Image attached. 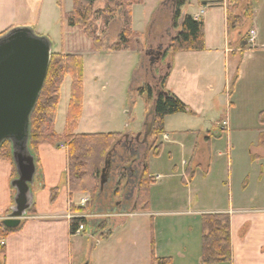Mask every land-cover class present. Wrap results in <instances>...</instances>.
Segmentation results:
<instances>
[{
  "label": "crops",
  "instance_id": "obj_1",
  "mask_svg": "<svg viewBox=\"0 0 264 264\" xmlns=\"http://www.w3.org/2000/svg\"><path fill=\"white\" fill-rule=\"evenodd\" d=\"M230 1L186 0V4L181 8L182 16L190 15L194 20L197 16V20L203 22V51L173 54L169 50L170 42L180 31L181 26L180 22L176 27L173 26L171 0H161L160 5L161 15L162 13L167 15L161 26V44L157 46V48L161 46L160 60L154 65L150 62L148 69L144 70L143 49L132 48L123 51L128 57L137 59L131 68L132 94L143 84H148L149 72L158 71L156 76L153 73L151 81L156 82L161 77H166L165 91L178 98L194 116L204 113L224 115L226 119L224 121L228 124L227 131L220 129L219 133L214 132V137L216 136L214 139L207 130L202 131L201 128L173 130L169 127L171 119H164V134L162 138H157L156 143L160 145L157 156L149 149V144L141 142L147 124L151 122L147 113L142 125H135L130 129H127L126 125L124 132L116 130L86 133L121 134L125 137L111 154V170L107 174V182L99 192L90 214L72 210L84 208L89 202V196L83 193L71 195L69 192L66 146L64 144L39 146L35 153L36 172L31 188L32 213H27L17 229L0 237L4 247V254L0 255V264H83V244L75 241L79 235L70 233V221L85 220L88 216L90 219L103 217L102 215L111 216L110 221H107L106 230L96 233L95 223L98 219H92L87 224L92 227L91 247L96 252L92 264H150L151 242L154 244L156 258H171L172 264H201L202 230L199 216L212 214L228 215L230 221L232 259L230 262L218 264H264V125L260 122V114L264 112V0H257L254 5L251 29L256 34L255 43L244 53L238 51L237 42H229L227 8ZM57 2L58 0H0V35L14 28H30L33 32L38 29L35 32L38 36L49 37L58 22ZM67 30L61 23L60 42L63 48L60 53L68 54L79 46L78 42L68 39L70 33L66 32ZM134 33L142 39L141 33L136 30ZM144 44L142 42V46ZM150 48L151 44L145 49ZM58 110L59 105L57 116ZM79 124L80 120L75 130L76 134H80ZM219 125L217 123L213 127L214 131H218ZM54 129L56 133L61 134L64 127L57 131L55 123ZM233 131L253 134L248 140L235 144L231 142ZM222 132L227 134L228 145L225 151L217 143L221 140ZM170 133L172 139L169 137ZM137 135L140 137L139 142L135 140ZM177 137L186 138V143L179 142ZM124 144H129V150L125 151ZM177 144L180 145L179 165L173 163L172 146ZM164 150L168 158L166 168L163 172H158L157 167H153L156 170L150 172L151 166H154L152 164L157 163L161 155L165 154ZM126 154L130 156L128 162H122V168L118 167L119 158ZM233 154L236 155V162L242 160L246 168L257 169L255 175L230 173L225 176L216 175L221 162L225 161L224 156L227 164L232 165ZM116 158L118 162L115 165ZM144 158L148 174L154 182L149 186L147 209L134 211L137 182L144 168L142 163ZM117 175H125L126 179L120 198L114 199ZM15 178L12 162L0 160V225L8 218L13 206L14 191L10 183ZM174 178H179L185 184L186 200L182 192L168 185ZM160 180L164 181L161 186ZM195 181L198 182V187L193 188ZM206 193L209 197L206 200L212 204L211 208L203 207ZM82 201L86 202L84 206H81ZM180 205H186L187 208L183 210ZM177 216L191 217L190 223L193 226L188 228L187 223L183 225L179 232L180 239L174 240L165 233L166 229L175 227L171 218ZM162 217L170 219H161ZM131 218H142L137 219L139 221L134 225L136 228L128 227ZM145 224L148 226L145 227ZM87 225H84L83 233ZM140 225L141 253L136 255L134 252L138 251L134 249H137L139 241L135 237ZM117 227H120L119 230L123 233L116 237L114 232ZM156 233H159L160 238ZM100 239L106 243L102 245ZM94 240L95 243L92 242ZM189 240H192L191 244ZM113 242L115 245L119 244L118 250L111 249L112 246L109 244ZM127 248L130 250L133 248L130 251L132 254L126 250Z\"/></svg>",
  "mask_w": 264,
  "mask_h": 264
},
{
  "label": "trees",
  "instance_id": "obj_2",
  "mask_svg": "<svg viewBox=\"0 0 264 264\" xmlns=\"http://www.w3.org/2000/svg\"><path fill=\"white\" fill-rule=\"evenodd\" d=\"M143 0H73L72 10L65 17L69 28H82L84 34L91 40L96 51H128L132 49V7L140 5ZM173 6V26L180 22V31L171 40L169 50L179 52H199L204 50L203 22L194 20L190 15L181 14V8L186 0H171ZM257 0H231L227 8V25L229 42H237L240 53L247 49V39L251 30L253 9ZM102 2V9L93 11L94 6ZM61 8V0L57 2ZM118 18L121 26L116 41L109 47L102 44L100 34ZM100 24L101 30L91 29L93 22ZM8 32V31H7ZM7 32L0 35L3 36ZM104 34L102 33V36ZM71 79L70 96L64 130L61 134L55 132L57 109L60 101L61 86L66 79ZM165 78L145 84L135 92L144 96L145 110L149 116L153 108L152 127L148 136L149 149L157 156L160 145H156L157 138L164 134V119L176 114L190 113L186 105L168 91H165ZM83 102L82 59L77 56H62L51 54L47 77L37 104L30 117V134L28 148L35 160V153L39 146H58L64 144L67 150L68 189L71 195L83 193L89 196V202L82 209L73 208V212L85 213L93 207L100 192V176L105 162L111 161V154L125 138L121 134H76ZM260 122L264 125V112L260 114ZM125 151L129 144H124ZM151 147V148H150ZM110 153V154H109ZM127 154L119 158L128 162ZM0 160L12 162L11 143L5 141L0 146ZM143 159L144 168L137 183V199L134 211L146 210L149 186L154 179L149 176ZM36 162V160H35ZM124 168V167H123ZM113 197L119 199L125 184V175H117ZM27 213H32L30 209ZM84 219L70 221V233L74 234L79 225H85ZM201 264H218L230 262L232 251L230 244L229 216L224 214L203 215L201 217ZM14 230H7L0 225V237ZM150 264H172L171 258H156L154 244L151 242ZM4 254V247L0 245V255Z\"/></svg>",
  "mask_w": 264,
  "mask_h": 264
},
{
  "label": "rangeland",
  "instance_id": "obj_3",
  "mask_svg": "<svg viewBox=\"0 0 264 264\" xmlns=\"http://www.w3.org/2000/svg\"><path fill=\"white\" fill-rule=\"evenodd\" d=\"M58 4V3H57ZM73 0H61V8L58 6L57 8V26L54 27V32L47 38V40L50 43L51 46V52L52 54H60L62 56H77L81 57L82 59V84L84 87V102H82V112L80 117V124H79V130L78 132L80 134H86V133H101V132H109V131H116L120 130V132L125 131V126L128 125L127 129L132 128L133 126L142 125L145 121V100L142 96H139L137 93H131L130 91V80H131V68L135 62H137V59L135 60V57L130 58L125 54L123 51L111 52V51H96L93 48V45L91 43V40L84 34V31L82 28H70L68 29L64 14L68 11L72 10ZM161 0H143L140 5H136L133 9L132 13V29L135 31H138L141 33L142 39H140V36L133 35L132 37V48H141L143 49V67L144 70L148 69V65L150 62H152L150 53L148 52L147 46L151 44V49L156 50L157 46L161 44V26L163 22H165V17L167 18V15L165 13H162L161 15ZM103 3L98 2L94 8L93 11L102 9ZM185 8H187L185 6ZM185 10V9H184ZM189 10V9H188ZM191 11V10H190ZM134 14V15H133ZM164 18V20H163ZM93 25L91 29L97 27L98 31L101 30L99 22L92 21ZM61 23H63L64 28L67 30L66 32H69L70 35L68 36V39L71 41H76L79 43V46H76V49H72L71 51L66 53H60L62 50V44H61ZM121 26V23L118 18H116L106 30L102 31L104 34L102 36V33L100 34V37L102 38V44L105 47L111 46L117 38V34L119 31V27ZM38 29L34 31L37 32ZM72 31V33H71ZM138 39V41H137ZM160 40V41H158ZM70 41V43H71ZM137 41V43L135 42ZM155 41V43H154ZM158 41V43H156ZM142 42L145 43L142 46ZM153 42V43H152ZM143 47V48H142ZM161 47V46H159ZM146 48V49H145ZM106 51V52H104ZM148 53V56L146 55ZM152 55V54H151ZM154 63H157V59L155 60L152 58ZM153 73L155 76L157 75L158 71L155 72H149V85H153L154 82L152 80ZM161 73V71H160ZM143 74V72H142ZM141 75V74H140ZM145 76V75H144ZM67 79L64 80V84L61 89V99L59 103V112L56 119V130L60 131L64 127V115L66 114L67 104H68V98H69V90H70V78L66 77ZM143 78V75L141 76ZM143 84L142 86H144ZM84 104V107H83ZM172 117V118H170ZM171 119L169 120V127L175 130L174 128H181L183 130L185 129H193V130H200L204 131L207 130L209 134L214 137V132L219 133L220 129L218 131H214L213 127L217 125V123L221 124L222 121L226 120L224 119V115L222 114H210V113H204L199 116H194L191 113L187 114H176L172 116H168L165 119ZM251 119H255V117H251ZM165 121V120H164ZM169 132V131H167ZM252 132H245V133H239V132H232V140L231 142L237 143L240 141L248 140L250 136L252 135ZM172 134H169L170 139L173 138L171 136ZM163 134L159 136V138H162ZM216 136L214 137V139ZM221 140L218 143V145L225 151L227 148V134L225 132H222V136L220 138ZM177 140L183 143H186V138H179L177 137ZM215 141V140H214ZM165 146H167L165 144ZM174 158L173 163H176V165L180 164L181 157H180V145H174L172 146ZM165 154L161 155V158L156 161L157 163L152 164L154 166H151L150 172H153V170H156L153 167H157L158 172H163L164 168H166L167 164V155L166 150H164ZM240 153V152H238ZM121 154V152H120ZM150 158V157H149ZM224 162H221L220 168L218 169V172L216 175L225 176L229 173L232 175H241V174H250L255 175L257 169L252 168H246V165L242 162V160H237L236 162V155L233 154V163L231 166L227 164L226 156H224ZM118 159L116 158L115 165L117 164ZM13 164V161H12ZM14 168V175H16L15 166L13 164ZM113 168V167H112ZM200 172V171H198ZM113 177L112 175H109ZM200 177H203V175H199ZM164 181L160 180V185H163ZM171 187L177 188L180 192H182L184 196V200H186V187L185 184L181 182L179 178H174L170 182ZM194 186L198 187V182H194L192 187ZM112 187V184H111ZM110 187V188H111ZM209 188L206 189L208 191ZM13 190V189H12ZM11 190V191H12ZM13 194V192H12ZM204 195V192H203ZM204 196L203 203L205 204V208H211L212 204H210L209 201L206 200V198H209L207 193ZM97 202V199L95 200V203ZM93 207H90V210H87L85 214L92 213L94 209ZM185 204V203H184ZM183 210H185L187 207L186 205H180ZM202 206H198V208H201ZM90 212V213H89ZM103 217H92L90 219V216L88 218H85L86 224H89L88 222L92 221V219H98L96 220L97 223H95L96 226V233L99 231L106 230V227L108 226L107 221H110L109 215H102ZM191 217L189 216H177L172 217L171 221L175 224V227L172 229H166L165 235L167 237H173L174 240L180 239L179 232L182 229L183 225L187 223L186 227H192L193 225L190 223ZM142 218H131L129 219V226L132 227ZM161 219H170V218H164ZM201 217L199 216V221ZM144 220H149L147 218H144ZM152 220V219H150ZM158 222V220H156ZM93 224V223H92ZM148 225L145 224V227ZM133 228H136L134 226ZM132 228V229H133ZM120 227H117L115 229L114 235L121 236L122 231L119 230ZM92 227L90 225H87L85 233H82L79 236H76L75 241L76 243H79L80 245L83 244V256L84 262L83 264H92L94 261V255L96 252H94L93 248L91 247V231ZM137 230V229H136ZM138 232L136 234L135 239H137L139 242L137 249L135 248L134 252L136 255L141 253L140 244L142 243L141 235H142V228L141 225L138 228ZM202 230V228H201ZM95 233V234H96ZM136 233V232H135ZM192 234V233H191ZM114 236V237H115ZM156 236L160 238L159 233H156ZM136 240V241H137ZM161 240V239H160ZM95 243V240L92 241ZM112 242V241H111ZM100 243L103 245V243H106L105 241H102L100 239ZM189 243H192V240H189ZM112 250H118L119 244L110 243ZM94 247V246H93ZM93 249V250H92ZM133 249V248H132ZM132 249H126L128 252L132 251ZM98 251V250H96ZM94 252V254H93ZM132 254V252H130ZM134 255V256H136ZM140 257V256H139Z\"/></svg>",
  "mask_w": 264,
  "mask_h": 264
},
{
  "label": "water",
  "instance_id": "obj_4",
  "mask_svg": "<svg viewBox=\"0 0 264 264\" xmlns=\"http://www.w3.org/2000/svg\"><path fill=\"white\" fill-rule=\"evenodd\" d=\"M51 54L47 38L36 35L30 28H14L0 37V146L5 141L11 143L16 170V178L10 183L14 191L13 206L8 218L1 222L7 230L17 229L32 207L31 188L36 165L28 148L30 117L43 89ZM161 56L162 53L157 62ZM148 117L152 120L153 108ZM151 127L149 122L141 141L145 145ZM139 139L137 135L135 140L139 142ZM110 165L106 161L101 172L100 191L107 182Z\"/></svg>",
  "mask_w": 264,
  "mask_h": 264
},
{
  "label": "built area",
  "instance_id": "obj_5",
  "mask_svg": "<svg viewBox=\"0 0 264 264\" xmlns=\"http://www.w3.org/2000/svg\"><path fill=\"white\" fill-rule=\"evenodd\" d=\"M195 17V16H194ZM197 16L195 17V20H197ZM255 31L253 29H251L249 31V35H248V39H247V46H248V49L253 47L254 46V43H255ZM221 130L222 131H227L228 129V124L226 121H222V123L219 125ZM165 139L167 138L166 136L164 137ZM159 178V177H157ZM86 204L85 201H82L81 202V206H84ZM85 228H84V225H79V227L76 229L75 233L76 235H81L83 232H84ZM0 245H3L2 242H0Z\"/></svg>",
  "mask_w": 264,
  "mask_h": 264
},
{
  "label": "flooded vegetation",
  "instance_id": "obj_6",
  "mask_svg": "<svg viewBox=\"0 0 264 264\" xmlns=\"http://www.w3.org/2000/svg\"><path fill=\"white\" fill-rule=\"evenodd\" d=\"M148 52L150 53V56H151L150 60H152V62H154L152 58H154L156 60L158 58V56L160 55V53H162L159 48H156V50H153V49L150 48V49H148ZM110 170H111V166H110V168L108 170V173L110 172Z\"/></svg>",
  "mask_w": 264,
  "mask_h": 264
}]
</instances>
